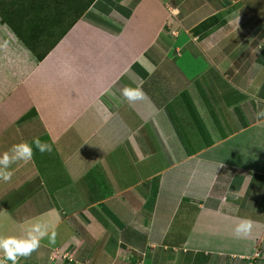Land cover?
Here are the masks:
<instances>
[{"label": "crops", "instance_id": "1", "mask_svg": "<svg viewBox=\"0 0 264 264\" xmlns=\"http://www.w3.org/2000/svg\"><path fill=\"white\" fill-rule=\"evenodd\" d=\"M63 1L68 5L74 3L75 10L65 8L62 17H55L57 12L54 15L53 10L63 9L62 0H0V155L16 143H30L37 137L52 143L53 148L45 153L36 150L30 162L12 165L11 181L0 180V237H22L33 224H47L50 233L53 230L57 233L56 239L54 243L44 239L41 247L32 253L36 264H59L60 260L53 255L54 251L60 252L57 247L68 254L62 257L63 262L67 257V264H117L122 245L133 255L141 249L142 242L135 234L125 241L119 235L112 245L115 255L112 252L109 257L106 250L111 243L106 242L100 249L98 240L109 239L115 227L102 225L109 219L98 206L107 208L113 216L116 215L111 208L118 207V213L128 220L127 203L133 208L130 202L138 201L147 208L149 194L140 186L152 180L149 198H153L154 208L150 207V226L133 219L147 233L140 236L144 247L162 243L171 264H250L251 261L264 264V190L261 202H254L246 195L247 188L264 189V118L256 117L258 108L264 109V73L249 63H260L257 58L252 60V56L264 62V26L253 39L247 38L250 30L244 35L247 29L242 24L243 17L240 22L235 19L249 12L241 13L242 8L237 6L241 0H124L126 7L121 0ZM200 8L206 12L194 17ZM258 8L261 5L254 1L253 12L260 19L264 11ZM76 10L83 12L71 25L78 14ZM233 21L237 25L232 30L238 31L239 37L241 34L246 37L241 43L244 50L252 48L251 56L247 57L245 52L239 56L236 43L223 47L221 36ZM79 23H82L81 34L73 39L71 32ZM57 27L63 33L53 40L49 35ZM91 38L94 48L101 43L102 56L121 38L126 40L124 46L111 52L120 57L118 62L100 68L98 82L83 75L95 66H91L95 60H89ZM232 46L231 53L239 57L229 61L232 58L227 47ZM70 47L80 48L75 65L62 69L64 60L53 58L51 68L44 70L49 79L33 88L26 87L32 72L40 78L37 67L42 62L64 53L69 56ZM199 57L204 63L198 61ZM167 59L174 61L180 70L178 81L185 87L191 84V79L187 72H182L179 62L187 71L189 68L197 71L196 76L213 68L219 82L214 85L213 79L203 89L191 88L193 97L190 94L182 99L179 86L177 90H167L170 82L166 76L152 81ZM212 59L217 60V66L213 67ZM195 61L201 66H192ZM57 63L60 64L56 66ZM83 63L89 66L80 67ZM137 85L142 87L145 98L129 105L120 96L122 89ZM90 106L92 112L88 111ZM145 126H148L147 134L143 130ZM70 129L75 132L72 137L65 134ZM163 131L170 138L162 141L161 146L166 155L171 154L162 165L153 168L149 160L158 159L161 152L148 151L149 142L145 139L163 136ZM163 139L167 140L164 136ZM234 139V144L224 148L225 142ZM118 140L122 145L125 140L133 144V182L122 177L124 166L120 162L107 160L105 177L115 184V189L104 197L100 194L86 199L84 187L78 186L85 184L80 181L85 174L100 169L95 168L102 162L100 146L107 149L109 144L110 153L118 147L114 146ZM57 141L64 143L60 152L53 143ZM105 156L109 158V154ZM52 159L58 160L56 168L48 165ZM183 167L189 170L190 180L182 179ZM159 194L164 199L161 204L157 200ZM144 198L146 201L142 202ZM77 199L79 202H75ZM165 201L177 209L169 212L164 221L155 218L154 211ZM244 218L254 221V233L251 240L245 238L239 244L245 248L252 246V253L225 248L227 243L233 244L239 238L234 230L224 231L228 227L235 229ZM167 220L171 224L164 228ZM61 225L65 226L58 230ZM173 225L177 228L172 235ZM152 232L154 235L150 237ZM91 247L97 251L94 257L89 251ZM260 251L261 256L253 258ZM47 254L45 262L42 257ZM128 254L123 262L131 261ZM32 255L21 258L19 264H31ZM0 256L3 257L2 252ZM148 260L144 264H153V259Z\"/></svg>", "mask_w": 264, "mask_h": 264}, {"label": "rangeland", "instance_id": "2", "mask_svg": "<svg viewBox=\"0 0 264 264\" xmlns=\"http://www.w3.org/2000/svg\"><path fill=\"white\" fill-rule=\"evenodd\" d=\"M196 1L199 2L200 0H196ZM254 1H255L256 4L258 2V4L261 5V9L258 8L257 10H263L264 11V0H241L237 4L238 7L242 8L241 13H243L245 11H248V10H249V12H247L246 15H244V16L242 14V16L240 15L241 17L238 16V17L235 18V19H237V21L240 22L239 19H241L243 17L242 24H244V28L247 29L244 32V35L246 33L248 34V32L250 30L251 32L249 33L247 38L249 37L251 39H253L259 33V31H260L259 28L264 26V14H262L260 16V19H259V18H257L258 16H256V12H253L254 11V9H253ZM197 2H195V4ZM61 3H62V7H63L62 10H53L54 15L57 12L55 17H57V16L58 17H62L63 16V10H65V8H67L68 10H75V4L74 3H71V4L68 5V3L64 2L63 0H62ZM70 6L72 8H70ZM183 10H185V9H183ZM198 10H199V12L194 17H197L198 15H199V17H201L206 12V10H202L201 8L198 9ZM231 11H239V10H231ZM75 12H78V14L77 13L76 14L79 16V14H80L79 12L80 11L76 10ZM232 13L233 12H231V14ZM232 17H234V16L232 15ZM156 18L157 17H154V19H156ZM235 25H237L236 22L232 23L229 26V29L227 30L226 34L225 35L222 34L221 37L224 38L223 47L226 48V45H231V44L234 45L236 43L238 45V49H239V53H238L239 56L244 55V52H245V55L247 57L249 56L248 54H250V56H251L253 54V52H251L250 49H252V48L249 46V47H245V50H244V47L242 46L243 43H241L246 37L243 34H241L240 37H239L238 31L234 32V30H232ZM79 31H82V23H79V25L71 32V34L73 36V39H76L77 36L79 37V35L81 34V33H79ZM62 33H63V29L57 27L53 31V33L51 35H49V36L50 37L53 36V40H54L57 37H59L60 34H62ZM78 33H79V35H78ZM120 33L121 32H119L118 35ZM122 39L123 38L120 39L118 44H114L113 47H111V50H109L108 54H105V55L102 56L103 49H102L101 43H99L96 46V48H94V40L91 38L89 44L91 45L90 49L92 50V53L90 52L89 56H91V57H90L89 60H95L96 63H95V61H92L91 66H93V65H95V66L91 67L90 71L87 70V73L85 72L83 74V75L86 76L85 79H87V78L90 79L89 77H94V79H96V82H98L99 81V76H101L100 68L102 66H104V65H109V64L115 65L118 62V59L120 57H118L116 55L113 56L114 53L111 55V52L113 50H116L119 47H122V46H124L126 44V40H122ZM109 43H110V45L113 44V43H111L110 40H109ZM246 43H247V41H246ZM119 44H123V45H119ZM42 49H44V48L40 47V50H42ZM68 49H69V56H66L67 54L64 53L61 57H57L55 55L54 57H50L47 61L42 62L43 65L41 67H39V68L37 67V71H38L37 74H38V76L40 78L38 79V77L35 75V73L32 72L31 73V79H29V77H28V81H27L26 87L28 89L33 88V86H37V84H39L41 81L49 79L48 74L44 70H49L51 68L50 64H52L53 58H55L56 60H58V59H63L64 60V64H62L63 66L61 65L62 69H64L65 66L71 67V66L75 65L76 62H74V61L77 58V53H78L77 50H80V48L70 47ZM227 49H228V53L227 54L229 56H231V58H232L229 61H233V59H235V58L237 59L239 57L238 55L236 56V54H232L231 53L232 51H234L233 46L232 47H227ZM37 54H38V52L36 51L35 55H37ZM200 58L201 57L198 58L199 59L198 61H201L202 63H204ZM251 58H252V60L257 58V60L260 62L259 64H257L255 61H250L249 63L251 64L252 68L255 66V67H257L256 70H258L259 73H264V62L262 61V59L261 58L259 59L258 57H253V56ZM211 62L214 64L213 67L218 65V62H217L216 59H214V60L212 59ZM58 64H60V63H57L55 65L57 66ZM39 65H41V64H39ZM88 66H89L88 63H83L80 67L85 68V67H88ZM179 66L182 68V72H187L186 75L189 77V79H191V84H189L187 87H185L183 84H180V81H178V80H180V77H181L180 70L175 67L174 61H171V60H168V59L159 68V71L152 76V81H158L160 76H166L169 79V82H170L169 85H166L167 86V90L169 91L171 88H172V91H173V89L177 90V88L179 86V88H178V89H180L179 95L182 97V99H184L183 97L189 98L190 94L192 95L191 92H193V91H191V88L193 90L196 89V88L203 89L204 87H207L209 84H211L213 79H214L213 82L216 81L214 83V85H216L219 82V78H218L219 75L215 71V69H213V68L212 69L208 68L206 71H204L203 74L201 73L199 76H196V74H197L196 72L197 71H191V68H189L188 71H187V67H185L180 62H179ZM192 66H195V67L201 66V63H198L197 61H195L192 64ZM94 67H96V70H94ZM223 75H224V73H223ZM225 79L227 80L228 78L225 77ZM206 82H208L207 85H206ZM222 82H223L224 85H227V83H224V81H222ZM71 84H73V83L71 82ZM223 84L221 86H223ZM72 88H75V86H72ZM114 96L115 95H113V97ZM120 96H122V95H120ZM192 97H193V95H192ZM193 102L195 104V102H196L195 98H193ZM197 103H199V102H197ZM131 107L132 106H129V108H131ZM88 111L89 112L93 111L92 106L89 107ZM105 120L103 121V123L106 122ZM147 127L148 126H145L143 128V130H145L146 134L148 133ZM65 134L68 137H72L75 134V132L70 129ZM121 136H125V133L122 134ZM163 136L167 140H164ZM163 136L159 135L158 137H152V138L150 137V140L149 139H145L146 141L148 140V142H149V145L146 146L148 151H152V150L154 151L155 149H157V150H159L161 152V154L159 153L161 156L158 159L150 158L149 164L153 168L157 167L158 165H162L164 163V161H166L165 159L171 154V153H169V154L166 155V153H165L166 150H164V147L161 146V142L162 141H166V142L169 141L168 139L170 138V136L168 134H166L165 131H163ZM64 138H67V137H64ZM235 142H236V139H234L233 141H230V142H225L223 144V146H224V148L228 149L229 146L234 144ZM122 143H123V145L120 144L119 140L116 141L114 146L117 144L118 147L115 146L116 150L112 151L110 153H108V151H110L109 150V144L107 145V149L103 145L100 146V149L98 151H99L100 158H102V162H98V166L95 167L96 170L99 169V168L100 169L97 170L96 172L94 171L93 173L85 174L84 177L82 178V180L80 181L81 184H85V185H80V184L78 185V186L84 187V189H85L84 193L86 194V196H85L86 199H89V196H91L93 198V197H96L97 195H100V194L102 195V197H104L105 194H108V192H113L112 190L115 189V186H114L115 184L114 183H110L108 180H106V177H105L106 171L104 170L105 169L104 166H106V163H108L110 161H115L116 160L117 163L120 162L121 166L122 165L124 166V168H123V170L121 172L122 173V177L125 178V179L131 178L129 180V182L130 183L133 182L132 175H131V172H135L133 170V167H132V161H134V159H135V155L132 154L133 153V148H132L133 144L131 145V143L129 141H127V140H125V142H122ZM54 145L56 146L55 148H56L57 152L58 151L60 152L62 149H64V143L62 141L54 142ZM148 151H147V153H148ZM106 154H109V158H106V156H105ZM103 156H105V157H103ZM136 156L139 157L138 155H136ZM107 160H108V162H107ZM57 161H58L57 159H55L54 161H53V159L49 160L48 165H50L51 167H55L56 168ZM259 163H262V162H259ZM263 165H264V162H263ZM142 169L144 170V167H142ZM188 171L189 170L186 167L182 168V172L185 175V176L182 177V179H187L188 178L190 180L189 177L191 175L188 174L189 173ZM97 172H99V174H97ZM58 174L60 176L65 177L63 175V173H61L59 171H58ZM133 178L136 179V176H133ZM153 184H154V181L150 180L148 183H144V185L142 184L140 186L143 190L148 191L147 193L149 194V197L151 196L150 189L152 190ZM257 185H259V184H257ZM263 190L264 189H262V190L260 189L258 191H255V187L254 188L250 187V188H247L246 195H247L248 199H252V200H254V202L255 201L258 202L259 200L261 202V200H262L261 199V194H262ZM74 192L76 193V191H74ZM17 193L19 194V191ZM162 196L163 195H161V194H159L157 196V200L160 201V204H161V200H164ZM149 197H148V200H149L150 206H149V203H148L147 208H145L146 206L143 208L142 203H140L138 201L130 202V203L133 204V208L129 207L128 203L126 204V207L128 209L125 210V211H126V214L130 217V219L128 218V220H125L124 216L123 215L121 216L118 213V211H119L118 207L117 208H111V209L114 210L115 215H116V216H113V215L109 214V211L107 210V208H105V207L103 208L100 205L98 206V208H99L98 210L102 214H104L105 218L109 219V220L104 221L102 223V225H106L108 223L109 225H112V226L115 227L112 230V233H111V236L109 237V239L107 238V239L98 240V242L100 244V249H101L102 245L106 244V242H110L111 243L110 249L106 250L109 257H112L111 253L114 251L112 249V245H114L118 241V236L119 235H122V238L124 237L123 240L125 241V238L128 239L129 237H131V235L135 234L134 236H139V239L142 242L141 249L138 250V252L136 251V254L133 253V255L128 254L129 253V249L125 245H122L121 246V250H120L121 254L117 255V259H118V261L116 262L117 264H144L145 260L149 261L148 259H153V264H171V263L168 262V259H167L168 256L164 253L165 249L163 248V246H162L163 244L162 243H159V242L158 243H150V244H148L147 248L144 247L145 242H144L143 238H141L140 236H142L141 233H143L145 235H147V233L144 232L143 228L140 227V224H136V221L133 220L135 218L139 222L143 221L145 226L146 225L150 226L151 218H152V211H150V207L154 208V206H153V198H149ZM75 198H77V197H75ZM143 200L144 201H142V202H145L146 198H144ZM69 202L71 204L72 201L70 200ZM75 202H79V200L77 199ZM171 207H169L166 204V201H165V204H163L161 206H159V204H158L156 206V210L154 211V213L156 215L155 218H161V219H163L165 221L164 218L166 216H169V212L177 209L176 205L173 206L172 209H171ZM249 209L252 210V208L250 206H249ZM144 211H147L148 213L144 214ZM242 211H244V210H242ZM237 219H239V218H237ZM158 221H160V219H158ZM26 222H29V221H26ZM143 223L141 222L142 225H143ZM156 223H157V220H156ZM168 224H171V222L167 220L166 222H164V226L163 227L166 228ZM26 225H27V227H29L30 223H26ZM64 226L65 225H61L58 230H62L64 228ZM176 228L177 227H175V225H173L171 227V234L172 235H173L172 232L176 231ZM106 229H108V228L106 227ZM224 230H226V228H224L223 231ZM231 230H234V229L228 227V229L226 231H224V232L225 233H230L229 231H231ZM219 231H217V234L220 235L221 232H219ZM152 233L153 234H151V233L149 234L150 237L152 235H154V232H152ZM253 233H254V231H252V233L249 236H247V237L239 238L237 240V242H233V244L227 243L228 247H225V248L229 249V250L230 249H238V250H242V251L250 252V253L254 252L253 248H251L252 246L249 247V248H245L243 245L241 246L239 244L242 239L246 238L248 240H251V237H252ZM90 242L91 243H95V241H90ZM57 245H60V244H57ZM57 248L59 249L58 251H60L61 253L54 251V253H53L54 258H56L57 261H59V260L62 261L63 264H67L66 261H65V259L67 257L64 259V262L62 260V257L64 258L65 256H68V254L66 252L63 253V249L61 247L60 248L57 247ZM143 248H145V250H143ZM86 251L88 252V250H86ZM89 251H90V253H91V255L93 257L96 255L97 251L94 250L93 247H91V249ZM64 254H66V255H64ZM126 254H128V258L131 259L130 262H128V261L127 262H123V259L125 257L124 255H126ZM147 254H148V257H147ZM112 255H115V253L113 252ZM32 256L33 257L31 258V264H36V262L34 261L35 258H36V257H34L35 254L32 255ZM143 257H144V260H143ZM162 257H164V258H162ZM0 258H2V256H0ZM171 258H173L172 255H171ZM42 259L45 262H47L48 261V254L43 256ZM60 261H59V264H61ZM103 263H105V262H103ZM107 264H109V262ZM146 264H150V262H147Z\"/></svg>", "mask_w": 264, "mask_h": 264}, {"label": "clouds", "instance_id": "3", "mask_svg": "<svg viewBox=\"0 0 264 264\" xmlns=\"http://www.w3.org/2000/svg\"><path fill=\"white\" fill-rule=\"evenodd\" d=\"M122 6H127L124 0H121ZM135 83V81H134ZM124 99L129 105L145 98V92L140 85L136 87L125 86L121 92ZM256 117L264 118V109L256 112ZM54 143V142H53ZM38 150L40 153L51 152L53 150L52 143L42 141L40 138H33L29 142H19L11 146V148L0 155V180L9 182L12 179L13 172L10 170L12 165L18 162L28 163L33 159L34 152ZM254 221L248 218L241 219L236 225L234 232L237 238L247 237L252 233ZM57 233L53 230L49 232L47 224L35 223L28 230L27 234L22 237L6 236L0 237V252L3 257L0 258V264H19L21 258H28L33 252L41 247V242L47 239L50 243H54ZM260 254L255 257L261 256ZM254 260V259H253ZM253 264V261L250 262Z\"/></svg>", "mask_w": 264, "mask_h": 264}, {"label": "trees", "instance_id": "4", "mask_svg": "<svg viewBox=\"0 0 264 264\" xmlns=\"http://www.w3.org/2000/svg\"><path fill=\"white\" fill-rule=\"evenodd\" d=\"M91 2L93 1V0H90ZM80 12V14H82V12H83V10H79ZM79 14V15H80ZM79 16L78 15H76L72 20H71V25L76 21V19L78 18Z\"/></svg>", "mask_w": 264, "mask_h": 264}, {"label": "built area", "instance_id": "5", "mask_svg": "<svg viewBox=\"0 0 264 264\" xmlns=\"http://www.w3.org/2000/svg\"><path fill=\"white\" fill-rule=\"evenodd\" d=\"M256 254H257V255H259L260 253H259V252H257Z\"/></svg>", "mask_w": 264, "mask_h": 264}]
</instances>
